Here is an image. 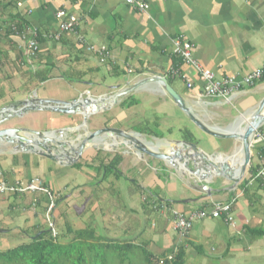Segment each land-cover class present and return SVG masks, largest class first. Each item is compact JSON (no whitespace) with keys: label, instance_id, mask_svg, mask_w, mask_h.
I'll return each instance as SVG.
<instances>
[{"label":"crops","instance_id":"0c3cea01","mask_svg":"<svg viewBox=\"0 0 264 264\" xmlns=\"http://www.w3.org/2000/svg\"><path fill=\"white\" fill-rule=\"evenodd\" d=\"M143 1L148 5L145 12L133 9L124 0H0V26L17 14L39 39L38 51L30 58L19 36H6V31L0 34V109L31 96L66 102L85 94L94 98L109 96L157 75L166 78L193 118L207 128L226 131L264 97V82H256L242 89L229 103L201 99V78L172 48L176 39L192 43L194 62L212 72L217 80L247 75L264 64V0ZM17 3L22 7L18 8ZM59 9L77 17L76 34L58 32L55 13ZM78 36L85 46L105 47L108 57L100 62L99 55L78 43ZM22 68H29L24 78ZM174 71L179 75H173ZM186 81L191 88L186 87ZM49 84L53 85L51 90L46 89ZM62 93L67 97L58 99L56 96ZM33 116H40L41 124L47 127L42 132L81 123V116L49 112L29 113L21 119L28 122ZM88 122L91 131L103 127L128 131L132 127L153 126L154 138L189 141L207 154L221 152L229 156L236 151L232 158L237 163V141L218 139L217 146H207L205 134L156 83L138 87L108 110L91 116ZM177 132L180 137L175 138ZM114 156L120 158L116 167L118 177L105 178L104 167ZM4 157L3 160L0 155V183L25 187L38 177L31 174L37 171L46 172L44 184L56 196H62L61 189H72L70 196L82 198L87 204L94 192L101 191L92 207L102 222H109L105 230L113 237L120 236L130 246L137 244L129 241L132 233L137 235L136 241H141L138 246L150 256V261L181 249L183 264H264V237L254 238L247 232L264 228V184L253 182L243 196L241 183L232 188L230 182L212 177L206 182L212 190L207 197L162 162L124 147L89 148L82 154L78 161L81 167L77 169L53 163L47 166L45 159L30 154L10 153ZM263 164V147L255 144L247 178L250 168L256 172ZM69 173L74 178L76 173L81 175L83 181L76 186L68 182L60 184V178ZM93 180L95 185L91 183ZM16 198L20 196L0 195V228L2 222L11 229L19 228L5 213L14 210L10 203ZM230 202V224L209 217L196 222L184 238L173 230L174 212L188 215L210 210L213 204ZM130 220L134 221V227L120 226ZM0 231L3 232L2 228Z\"/></svg>","mask_w":264,"mask_h":264},{"label":"water","instance_id":"95a60500","mask_svg":"<svg viewBox=\"0 0 264 264\" xmlns=\"http://www.w3.org/2000/svg\"><path fill=\"white\" fill-rule=\"evenodd\" d=\"M146 83H156L161 86L164 93L203 134L216 139L237 141L242 154L240 164L234 162L232 158L236 151L229 156H225L221 152L207 154L197 144L189 141L160 139L153 145L142 142L136 133L118 128L103 127L90 130L88 121L91 116L108 110L120 98L127 96ZM33 112L81 116V123L74 127L44 132L24 127L2 128L0 129V145L12 146V154H30L46 159L56 166L71 167L78 163L82 154L94 144L102 143L103 148L107 150L124 147L139 155L162 162L180 178L190 182L195 191L210 197L212 190L206 182L212 177L230 182L232 188H236L244 180L254 146L253 136L264 125V97L254 108L239 116L226 131H221L207 128L193 118L182 98L170 88L166 78L153 75L131 88L109 96L94 98L85 94L68 102L31 96L26 100L2 107L0 109V125L14 117L21 118ZM246 116H248L247 121H244ZM239 129H242V134ZM237 166H239V171L236 174Z\"/></svg>","mask_w":264,"mask_h":264},{"label":"rangeland","instance_id":"374dc122","mask_svg":"<svg viewBox=\"0 0 264 264\" xmlns=\"http://www.w3.org/2000/svg\"><path fill=\"white\" fill-rule=\"evenodd\" d=\"M9 25L10 23L2 24V26H0V34H3ZM28 70L29 68H22V78L28 76ZM52 87L53 85L49 84L46 86V89L51 90ZM36 93L39 94V90L36 91ZM56 97L62 99L66 98L67 95L62 93ZM157 116L160 119V113ZM39 117L33 116L28 122L24 120L22 121L21 118L14 117L1 124L0 129L7 124L13 127L33 126V128L28 129L42 131L43 128L47 127L41 124ZM152 120L153 118L150 119V121ZM155 131L156 128L153 126H144L143 128L139 126L138 128L132 127L126 132L136 133L139 135L138 138L144 143L154 145L157 140H160L159 138H154V136H152V132ZM164 135L167 136L166 133H164ZM174 136L175 138L180 137L178 132ZM203 140H205V144L207 146L210 145V147L212 145L217 146L219 142L218 139L206 134L203 135ZM107 142L110 143L109 141ZM99 145L94 144L91 148ZM10 153H12V146L0 145V155H3V160L6 159L4 156ZM35 157L39 158L37 156ZM46 164L47 166H50L52 163L46 160ZM45 173L39 174L37 171L31 172L32 175L38 176L33 179L37 178L42 182L52 199H50L48 194L43 192L20 193L18 194L20 198L12 199L10 206H12L14 210L8 209L5 213L6 216L14 220V223H17L19 228L13 227V229H11V227L6 226L3 222L1 223L3 232L0 233V252L15 248L22 244H28L31 238L38 233L48 231L47 233L49 234H47L46 238H52L55 240L57 244L56 246H58L57 254L55 253L47 258L48 264H147L144 259L143 250L139 247L141 246V241H136L137 235H133L134 233H132L129 238V241H135L137 243L135 244L136 246H128L123 238L120 236L113 237L112 234L109 235L107 229L105 230V227L108 226L109 222L107 220L106 222H102L100 220V215L95 212L92 207V202L95 201L96 196H100L101 191L97 190L94 192V194L90 196L87 204L82 198L70 196L72 189H61L62 196H56V194L51 193L44 184L43 178H45ZM247 174L248 172L244 179L247 178ZM73 176L74 174L69 173L68 176L62 177V179L60 178L59 183H74L76 186L83 181L81 175L76 173L75 178ZM28 183H26L25 186ZM91 183L95 185V180ZM26 195L27 197H25ZM67 196L68 198L66 199ZM121 225H130L131 227H134V221L130 220L127 223H121L120 226ZM82 230L85 231L83 235H76V232ZM89 231L93 232V237H91ZM0 264L33 263L19 259L18 262L15 261L13 263L0 261ZM151 264H155V262L152 260Z\"/></svg>","mask_w":264,"mask_h":264},{"label":"built area","instance_id":"2783aa9c","mask_svg":"<svg viewBox=\"0 0 264 264\" xmlns=\"http://www.w3.org/2000/svg\"><path fill=\"white\" fill-rule=\"evenodd\" d=\"M125 3L135 10L140 12H145L148 9V5L143 0H124ZM18 8L22 7L21 3H17ZM55 19L58 26L59 33H70L76 34L78 29L77 17L66 12L65 10L59 9L55 13ZM17 35V34H16ZM19 38L25 43L27 55L32 58L36 55L38 51V42L36 39V32L34 30H27V33H22L18 35ZM58 36H55L57 39ZM78 43L86 48L90 53H96L100 56V62H103L105 58L108 57L109 52L105 47L96 48L92 45L85 46L83 39L78 36ZM173 53L180 57L186 64L193 67L197 75L201 78L203 82L202 92L200 98H213L217 100L229 103L231 99L239 94L245 87H250L254 83L260 80L264 75V64L248 73L245 76H229L222 80H217L214 74L210 71L200 68L192 58V51L194 45L186 40L176 39L172 41ZM173 75H179L177 71L172 72ZM186 87L191 88L190 82L186 81ZM253 144H260L264 149V125L258 129L253 136ZM264 174V164L260 168L257 176H262ZM47 189L43 186L39 179H32L24 187H17L14 185H7L5 182L0 183V195H14L23 193H36L43 192L49 195L50 199L52 197L46 191ZM231 212H232V202L224 204H213L210 210L202 209L188 215L183 213L174 212L172 227L173 230L182 238L186 237L190 230L193 228L194 224L200 220L207 219L209 217L213 219L221 218L224 222L231 223ZM172 255L167 256V260H171Z\"/></svg>","mask_w":264,"mask_h":264},{"label":"trees","instance_id":"16d2710c","mask_svg":"<svg viewBox=\"0 0 264 264\" xmlns=\"http://www.w3.org/2000/svg\"><path fill=\"white\" fill-rule=\"evenodd\" d=\"M8 23V22H7ZM10 25L7 28L5 34L6 36L10 35H16L22 33H27L28 24L27 22L20 17L19 15H15L11 17V20L9 21ZM39 42V39L37 40ZM258 83L264 82V75L263 77L256 81ZM255 82V83H256ZM264 150V149H263ZM120 158L118 156H114L113 160L108 164V166L104 167L105 173L104 177L107 178L109 175H115L118 177L119 172L117 171V165L119 164ZM81 164L76 163L73 165V168H80ZM259 171H253L250 168V176L247 179H244L241 184L239 185L240 191L242 192L243 196H245L251 189V184L253 182H257L258 184H264V174L262 176H257ZM98 173V172H97ZM18 194H14V196H17ZM48 231L40 232L34 237L31 238L30 242L28 244H22L20 246H17L15 248L1 251L0 252V261L7 262V263H13L15 261L18 262L19 259L27 260L32 262L33 264H48L47 258L50 255L57 254L58 246H56L55 240L52 238L47 239L46 236ZM85 231L76 232V235L78 234L83 235ZM91 237H93V232L89 231ZM247 232L250 234L251 237L258 238V237H264V228H258L250 230L248 229ZM130 246V245H128ZM145 261L147 264H151L150 256L144 252ZM172 255L171 260H167V256ZM183 251L181 249H176L170 251L167 255L159 256L153 259L155 264H183Z\"/></svg>","mask_w":264,"mask_h":264},{"label":"bare ground","instance_id":"6f19581e","mask_svg":"<svg viewBox=\"0 0 264 264\" xmlns=\"http://www.w3.org/2000/svg\"><path fill=\"white\" fill-rule=\"evenodd\" d=\"M247 117L248 116H246V117H244V121H247ZM239 132H240V134H242V129H239ZM142 141V140H141ZM143 142V141H142ZM98 145H99V143H98ZM101 145V144H100ZM111 148H109V150H110ZM241 160H242V154H241V148H238V154H237V162H238V164H240V162H241ZM233 161H234V158H233ZM239 171V166L237 167V170L235 171L236 172V174H237V172Z\"/></svg>","mask_w":264,"mask_h":264}]
</instances>
